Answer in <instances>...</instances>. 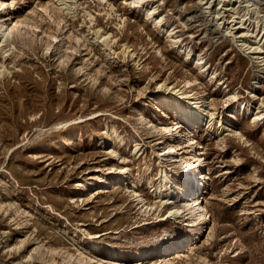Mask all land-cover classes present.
<instances>
[{
    "label": "rangeland",
    "instance_id": "obj_1",
    "mask_svg": "<svg viewBox=\"0 0 264 264\" xmlns=\"http://www.w3.org/2000/svg\"><path fill=\"white\" fill-rule=\"evenodd\" d=\"M140 1L0 0V264H264V78L227 31L232 4L262 28L264 0ZM178 88L207 97L215 126L191 128L209 171L207 222L170 214L198 193L182 196L189 168L180 179L168 169L175 203L155 195L162 136L138 118L177 121L162 97ZM171 231L197 238L165 254L155 242Z\"/></svg>",
    "mask_w": 264,
    "mask_h": 264
},
{
    "label": "bare ground",
    "instance_id": "obj_2",
    "mask_svg": "<svg viewBox=\"0 0 264 264\" xmlns=\"http://www.w3.org/2000/svg\"><path fill=\"white\" fill-rule=\"evenodd\" d=\"M66 1V0H65ZM137 2H141L140 0H134ZM208 3V0L205 1V3ZM253 4V3H252ZM250 6L248 9H250ZM3 9L7 8V3L1 2L0 4ZM211 3H209L208 6L205 7H211ZM218 8H221L218 7ZM215 10V13L218 14V17L221 15L220 9ZM233 9V13L235 14V18H238V21L232 24L231 26L227 27V31L231 33L234 37V39L239 43V45L247 50L248 52H251L254 57L257 58L259 61V65L262 67V77L264 78V34L260 33V30L263 28L252 26L251 23H247V21H251L252 17L257 21L256 25H259V15L257 11L252 10V13L249 15L248 12L242 13V7L239 6H232L230 7ZM226 6V10L230 9ZM149 8L147 12L150 14L153 13V10ZM216 9V8H215ZM214 10V9H213ZM217 18V17H216ZM157 23L162 24V20L156 19ZM255 23V22H254ZM252 23V24H254ZM226 31V32H227ZM263 31V30H262ZM167 32L172 37L176 45L183 49L187 55L192 54L191 49L187 47L186 44L181 43V38L175 35L173 29L167 28ZM251 35L252 40L251 42L247 39L246 36ZM111 35L107 36L106 39H109ZM193 61H196L197 64H201V67H204V64H206L205 59L202 56H198L196 58H193ZM206 68V66H205ZM262 78V79H263ZM262 79L259 81L261 82ZM190 83V81H188ZM176 96H167L164 95L162 97L163 104L167 106H171L172 111L177 116V121L174 123H169L168 125H161L158 126L156 123L151 122V120L147 119L144 114L140 113L139 120L144 122V125L146 128H148L151 132H159L162 136V142H163V152L159 155H164L163 160L166 161V163L162 164V169L160 172L161 177V183L159 186H157V189L155 191V195L161 197L159 199L161 201V204H163V201H165V196L170 195V197H175L177 193L179 194L181 188L180 184L177 183L174 179H171L169 177V171L172 172L173 175L177 176L180 179L181 172L189 168L190 170L194 169L196 167L201 175L202 180V186L205 188V191L210 187L209 183V171L206 169L207 165L205 162V159L203 157V154L201 150L199 149L198 141L195 136L192 134L193 127H197L202 125L200 121L203 119V122L205 121L204 125L207 129L213 130L214 129V123L211 122L212 117H210L208 120L206 116H208V111L204 107V104L207 102V97L205 96H197L196 93L192 92H184L180 88L174 90ZM173 92V93H174ZM237 105V111L240 114H250L254 115V119H260L262 114L255 113L252 110V107L250 103L246 102H238ZM206 114V116H205ZM212 115V113H211ZM232 118V117H231ZM231 120V119H230ZM185 122L184 129L187 130L185 133L180 132L179 130V124L180 122ZM232 122H236L235 120ZM181 125V124H180ZM229 126V124H228ZM221 129L226 130L227 127L223 125L221 122L219 126H217L216 133L218 135L221 134ZM183 137V140H180L179 138ZM180 142L182 144H185L181 146ZM186 153L188 154H179L178 149L180 148H187ZM189 150V151H188ZM175 161V162H170ZM164 162V161H163ZM170 165V166H169ZM128 173V172H127ZM125 174L124 176L119 177V181L122 179H127L128 174ZM181 181V180H180ZM136 186V185H134ZM156 188V187H155ZM194 190L191 189V194H193ZM201 191L197 193L194 198L187 200L184 203L175 204L170 211V214L180 216L185 215L186 212L189 214L187 217L189 220L194 223V221H202L207 222L211 219V213L209 209L207 208L206 204H204L205 199L201 196ZM137 195V194H136ZM139 195V194H138ZM140 201L143 202V205H146L145 199L143 197H139ZM165 199V200H164ZM167 202H173L176 201H169ZM181 201V200H180ZM147 206V205H146ZM148 207V206H147ZM197 237L194 235L191 236H184L183 233H174L173 231L167 233L166 235L162 236L160 239L155 242V245H157L160 249L165 252V254L172 253L176 250L182 249L185 246H192L194 245V241ZM78 261L80 258H77ZM82 259V258H81Z\"/></svg>",
    "mask_w": 264,
    "mask_h": 264
},
{
    "label": "built area",
    "instance_id": "obj_3",
    "mask_svg": "<svg viewBox=\"0 0 264 264\" xmlns=\"http://www.w3.org/2000/svg\"><path fill=\"white\" fill-rule=\"evenodd\" d=\"M195 174L196 170L194 169H187V173L184 174L183 178L186 180L185 184L187 189L182 194V196L191 197L192 195H194L195 192H198V190L200 189L199 180H201V178H198ZM192 188L194 190L193 194H191Z\"/></svg>",
    "mask_w": 264,
    "mask_h": 264
}]
</instances>
